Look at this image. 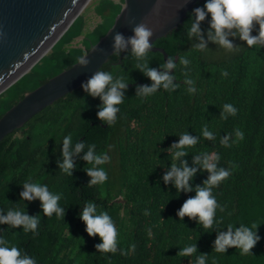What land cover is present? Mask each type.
Returning a JSON list of instances; mask_svg holds the SVG:
<instances>
[{"label":"trees","instance_id":"1","mask_svg":"<svg viewBox=\"0 0 264 264\" xmlns=\"http://www.w3.org/2000/svg\"><path fill=\"white\" fill-rule=\"evenodd\" d=\"M122 3L123 0L94 1L87 10H95L102 22L85 35L83 48L73 47L72 42L85 34L83 14L87 10L29 74L0 96V120L27 93L75 65L81 54L97 45L113 26ZM204 3L201 0L196 7ZM190 14L177 30L156 41L154 46L172 55L177 64L181 56L190 60L188 76L195 82L196 94L186 91L178 65L174 83L179 87L172 94L157 93L142 102L136 90L140 83L150 85L151 81L134 69L136 61L130 49L124 55L121 51L112 55L102 68L129 81L114 125L102 129L101 126L107 125L96 119L99 99L86 96L79 88L0 144V208L17 203L22 182L29 178L47 184L50 191L62 195L60 203L65 208L62 220L44 217L39 201L24 202L29 216L41 218L37 234L25 235L19 228L4 233L11 244L33 256L37 264H194L195 255L209 256L208 264L213 261L214 264H264V47H245L226 55L218 53L222 51L218 47L215 51L209 42L206 53L196 52L192 47L197 41L187 38ZM200 29L202 34L207 32V18L201 22ZM255 34L253 31L252 35ZM239 46L243 47V43ZM149 54V68L159 70V65L166 62L164 55ZM225 103L237 109L234 117L221 118ZM205 125L216 133L214 141L201 136ZM235 129L243 132V139L229 148L221 147L219 141ZM182 132L198 141L182 158L189 167L194 166L195 154L218 152L221 157L218 168L230 167L231 173L236 172L233 182L222 193L213 191L223 209L216 214L221 223L215 228L226 230L228 224L238 227L239 223L259 225L257 234L261 239L250 255H240L234 248L224 254L214 252L215 230H204L195 219L180 220L176 216L194 192L177 195L171 182L165 185L162 177L172 163L168 149L178 142ZM64 135H71L74 143L95 144V151L108 153L110 162L104 166L108 180L103 185L87 187L88 177L81 170L86 167L80 159L83 153L74 158L75 170L70 177L59 172V143ZM176 163L179 165V160ZM196 167L191 181L193 188L202 186L208 177L206 171ZM85 201L96 203L112 217L118 230L115 254L98 253V238L88 237L84 231L78 216ZM145 208L150 210V215H143ZM149 228L151 236L147 232ZM131 244L136 246L134 253L127 251ZM191 244L197 249L193 256L177 255L179 249ZM121 249L127 254L121 255Z\"/></svg>","mask_w":264,"mask_h":264},{"label":"clouds","instance_id":"2","mask_svg":"<svg viewBox=\"0 0 264 264\" xmlns=\"http://www.w3.org/2000/svg\"><path fill=\"white\" fill-rule=\"evenodd\" d=\"M200 2L201 0H199L196 5ZM76 3L77 0H72L73 5ZM196 5L192 11L189 12L191 14L186 25L187 38L189 40L194 38L197 41V43L193 45L192 50L199 53H206V45L209 42L217 45L225 54L240 51L245 47L248 49L264 47V0H205L202 7H196ZM206 18L208 20V30L206 33L202 34L200 25ZM253 31L256 32L255 35H252ZM152 34V29L150 27L146 26L145 23H140L133 28V35L129 38L125 39V37L119 33L115 34L113 37V55H118L121 51L130 49L131 56L136 61L133 65L134 69L139 70L151 81L150 85L140 83V86L136 90L138 98L143 102L157 93L166 92L172 94L179 87L178 84L174 83V81L177 80L175 73L178 69V65L184 77L183 83L187 86L186 91L190 95L196 94L198 89L195 86V82L188 76L190 72V60L187 57L181 56L177 64L174 62L173 56L169 55L167 61L159 65V70L149 68L148 63L151 59L149 50L152 48L149 40ZM235 38L243 42V47L234 46L232 39ZM154 44L153 47H155ZM86 56L87 52L81 54L76 63L81 67L87 66L88 60ZM32 69L23 75L21 79L29 74ZM170 71L174 74H170ZM224 75H227V73L225 72ZM18 81L2 92L0 96L18 83ZM128 83L129 81L122 75H114L112 72L101 69L96 71L86 82L81 84V90L86 96L93 99L98 98L100 101L97 106L96 119L104 125H107L101 126L103 130H106L107 127H111L118 121V114L121 111L120 106L124 103V92ZM33 91L27 93L23 99ZM236 112L237 109L231 103H225L222 107L221 118L228 119L229 117H234ZM37 115L33 116L32 120L23 128L15 131L12 136L30 124ZM229 135L232 136L231 143L229 142ZM229 135H225L223 139L219 141L221 147L229 148L235 141L237 144L238 140L243 139V132L239 129H235L234 132L229 133ZM201 136L204 140L214 141L216 133L210 131L207 125H205L201 129ZM15 138L19 139L20 136L15 135ZM59 144L61 146V159L57 161V167L61 174L70 177L75 170L74 158L83 153L80 159L85 162L86 167L81 170L88 177L87 187L91 188L103 185L108 180V173L104 166L110 162V156L106 151H95V144H86L82 142L74 143L71 135H64ZM197 144L198 141L196 137L182 132L179 135L178 142L174 143L170 149H168L171 153L172 163L162 177L163 183L167 185L171 182L177 195L180 192H194V195L186 199L176 212V216L180 220L184 217H187L189 220L195 219V222L204 230H215L217 234L213 241L214 252L224 254L228 249L234 248L238 250L240 255H250V250L253 249L261 239L257 234L259 225L256 223H239L238 227L228 224L225 228L226 230L218 231L215 228L216 225L221 223L220 220L216 219V214L219 215L223 209L221 204H218L216 197L213 195V191L222 193L223 188L233 182L236 172L231 173L230 167L218 168L217 165L221 159L218 152H201L195 154L192 161L194 166L189 167L187 162L182 158ZM177 160H179V165L176 163ZM196 166L206 171L208 177L203 182L202 186L193 188L191 186V181L197 172ZM238 182L239 187H242L243 182L241 183L240 179ZM21 186L22 191L19 193V200L17 203L10 204L11 206L6 209L0 208V264H37V260L33 256L16 245L11 244L5 238L6 235H4L5 232L17 228L25 235L31 233L35 236L37 234L41 224V218L38 215L29 216L25 211L27 205L24 202L31 203L33 201H39L41 212L43 216L48 219L54 216L57 220H62L65 214V208L60 203L62 195L50 191L47 184L33 182L32 179L29 178L23 181ZM81 207L82 210L79 212L78 219L83 223L84 231L88 237L98 238L99 243L96 244L97 252L115 254L118 250V230L112 217L108 212L101 210L100 206L92 201H85ZM143 215H150V210L145 208ZM147 232L149 236L152 235L150 228L147 229ZM13 234L17 235L15 233ZM135 248V244H131L127 251L134 253ZM196 251V245L191 244L179 249L177 255L181 257L193 256ZM120 252L121 255L127 254L123 249H121ZM208 257L207 255H195V258H193L194 264H208Z\"/></svg>","mask_w":264,"mask_h":264},{"label":"water","instance_id":"3","mask_svg":"<svg viewBox=\"0 0 264 264\" xmlns=\"http://www.w3.org/2000/svg\"><path fill=\"white\" fill-rule=\"evenodd\" d=\"M87 1L77 0L73 5L72 0H0V94L52 50L80 16ZM198 1L123 0L110 31L87 53V66L76 63L27 95L1 118L0 144L33 116L81 88L82 83L101 70L114 53L113 37L117 33L127 39L137 24L145 23L153 33L149 51L162 53L167 61L165 50L153 47L154 42L177 29ZM46 47L50 48L43 52Z\"/></svg>","mask_w":264,"mask_h":264},{"label":"rangeland","instance_id":"4","mask_svg":"<svg viewBox=\"0 0 264 264\" xmlns=\"http://www.w3.org/2000/svg\"><path fill=\"white\" fill-rule=\"evenodd\" d=\"M94 1H96V0H89L86 4H85V8L82 10V13L85 11V10H87L92 4H93V2ZM115 2H118V0H114ZM97 13L95 12V10H93V9H89V10H87L86 12H85V14H83V17H84V19H85V27H84V31L83 32H85V34H82L80 37H82V38H79L78 37V39L77 40H74L72 43H73V47H77V48H81L82 47V45H81V42H82V40H83V38L85 37V35L89 32V31H91L92 29H94V27L99 23V22H102V18L101 17H99L98 15H96ZM109 23V22H108ZM231 39V38H230ZM232 42H233V44H234V46H239L240 44H242L243 42H241V41H239V39L238 38H235V39H232ZM212 45H214V46H212V47H214V50H215V48H217L218 46L217 45H215V44H212ZM215 51H217V50H215ZM220 52H222V51H218V53H220ZM227 55V54H226Z\"/></svg>","mask_w":264,"mask_h":264},{"label":"bare ground","instance_id":"5","mask_svg":"<svg viewBox=\"0 0 264 264\" xmlns=\"http://www.w3.org/2000/svg\"><path fill=\"white\" fill-rule=\"evenodd\" d=\"M89 1V0H88ZM87 1V2H88ZM86 4V3H85ZM48 48H50V47H46L44 50H43V52H46L47 50H48Z\"/></svg>","mask_w":264,"mask_h":264}]
</instances>
